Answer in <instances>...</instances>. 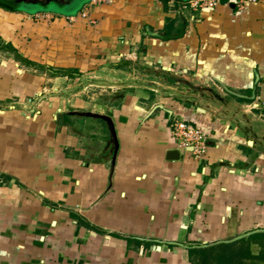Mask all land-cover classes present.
Instances as JSON below:
<instances>
[{
	"label": "crops",
	"instance_id": "1",
	"mask_svg": "<svg viewBox=\"0 0 264 264\" xmlns=\"http://www.w3.org/2000/svg\"><path fill=\"white\" fill-rule=\"evenodd\" d=\"M77 1L0 6V264H218L264 232V0Z\"/></svg>",
	"mask_w": 264,
	"mask_h": 264
},
{
	"label": "built area",
	"instance_id": "2",
	"mask_svg": "<svg viewBox=\"0 0 264 264\" xmlns=\"http://www.w3.org/2000/svg\"><path fill=\"white\" fill-rule=\"evenodd\" d=\"M106 0H90L91 4H98ZM240 9L244 3L255 2L257 0H228ZM219 0H186L182 3V8L198 9L212 8L218 4ZM85 13L83 12L82 15ZM171 136L174 139L176 146L185 149L196 155L203 154L206 150V136L204 132L196 124L183 120H176L170 126Z\"/></svg>",
	"mask_w": 264,
	"mask_h": 264
},
{
	"label": "trees",
	"instance_id": "3",
	"mask_svg": "<svg viewBox=\"0 0 264 264\" xmlns=\"http://www.w3.org/2000/svg\"><path fill=\"white\" fill-rule=\"evenodd\" d=\"M2 7L7 10H17L15 8H8L6 6ZM60 72L63 73V71ZM256 239L261 240L259 242V244L261 245V249L258 253L255 254L251 252L250 243L252 241H255ZM231 245L232 247H234L233 249L231 248L232 250L227 251L226 249H224L226 248V246L228 248ZM218 246H221V253L218 252L219 249L216 246L201 249L203 250L204 259H212L213 257H215L218 260V264H264V232H254L248 237L238 239L228 244L221 243ZM223 249L225 251H223ZM214 254L215 256H213Z\"/></svg>",
	"mask_w": 264,
	"mask_h": 264
},
{
	"label": "water",
	"instance_id": "4",
	"mask_svg": "<svg viewBox=\"0 0 264 264\" xmlns=\"http://www.w3.org/2000/svg\"><path fill=\"white\" fill-rule=\"evenodd\" d=\"M15 1L19 2V3L20 2H25V3L31 4V5H38L40 7H43L45 5H49L52 2L56 3L59 0H15ZM87 115L100 118V119L104 120L105 122H107L110 132L112 133L113 136H115L113 123H112V120H111V118L109 116L104 115V114H99V113H91V112L87 113ZM169 155H170L171 158L172 157L174 158V157H177L179 155V152H178V150H172V151L169 152ZM251 233H253V232H249V233H246L244 235H239V236H236V237H234V238H232L230 240H226V241L232 242L234 240H237V239H240L242 237L248 236Z\"/></svg>",
	"mask_w": 264,
	"mask_h": 264
},
{
	"label": "rangeland",
	"instance_id": "5",
	"mask_svg": "<svg viewBox=\"0 0 264 264\" xmlns=\"http://www.w3.org/2000/svg\"><path fill=\"white\" fill-rule=\"evenodd\" d=\"M80 2H81V0H78V1L74 4V6L71 7L68 11H69V12H74V11L78 8V6L80 5ZM47 8H48V7H47ZM49 8H50V10H54V8H53L52 6H50V5H49ZM43 9H45V8H43ZM21 10L26 11V12H28V13H35V12L40 13V10H42V8L39 7V6H34V5L25 4V5H22V6H21ZM64 10H65V12H68V11H66V9H64ZM123 69H124V70H130V73H132V70H131V69H132V66H130L129 64H124V65H123ZM145 69H146V67H145ZM146 72H147V71H146ZM146 72H144V73H146ZM108 79H109V82L112 83V84H116L118 81L120 82V80H121V81H127V80H128V81H131V80H132L131 77H129V78L127 79L126 76L123 77V76H118V75H116V74L109 75Z\"/></svg>",
	"mask_w": 264,
	"mask_h": 264
},
{
	"label": "flooded vegetation",
	"instance_id": "6",
	"mask_svg": "<svg viewBox=\"0 0 264 264\" xmlns=\"http://www.w3.org/2000/svg\"><path fill=\"white\" fill-rule=\"evenodd\" d=\"M25 4H28V3H25V2L19 3V2H16L15 0H0V6H6L8 8L21 9V6L25 5ZM29 5H31V4H29ZM34 6H38V5H34ZM45 6H47V5H45Z\"/></svg>",
	"mask_w": 264,
	"mask_h": 264
}]
</instances>
